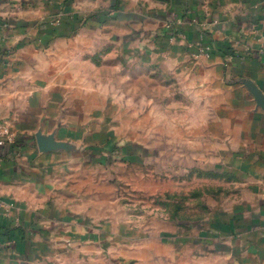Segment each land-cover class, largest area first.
I'll use <instances>...</instances> for the list:
<instances>
[{"label":"crops","instance_id":"obj_1","mask_svg":"<svg viewBox=\"0 0 264 264\" xmlns=\"http://www.w3.org/2000/svg\"><path fill=\"white\" fill-rule=\"evenodd\" d=\"M155 74L220 117L149 136ZM0 123V264H264V0H0Z\"/></svg>","mask_w":264,"mask_h":264},{"label":"rangeland","instance_id":"obj_2","mask_svg":"<svg viewBox=\"0 0 264 264\" xmlns=\"http://www.w3.org/2000/svg\"><path fill=\"white\" fill-rule=\"evenodd\" d=\"M135 68V67H134ZM149 69L153 71H160L164 70L166 73L168 71H172L175 68L171 66V64L168 63H151L149 64ZM154 78H150L148 80L149 82V90H150V99H149V110L147 111H133L131 118H138V121L140 118L142 119H150V121H154L147 129L149 136H155L160 132H165V134L172 135L173 131L178 129L174 128L172 126H165L164 128L161 126H158L156 123L158 120H168L171 121L172 119L176 118H186V119H195V120H202V119H209V118H217L220 117L219 111H210L205 109V105L203 103L198 102L196 104V107H192V102L189 99L187 92L184 91L182 88L178 87L177 80L172 79V77L169 74H166L164 77V80L156 78V74L153 75ZM158 99L161 103L159 104L157 102ZM106 117L109 119L118 121V124L115 126L108 128L110 131V134L115 136H121L124 137L126 134V131L130 128H126L122 126V122L125 120H129L130 118V112L124 111V110H115V111H106L103 112ZM231 117V114H229ZM104 116V115H103ZM156 121V122H155ZM141 129L140 127L137 128V130ZM199 129V128H197ZM168 145H172L169 143ZM173 159L169 157L165 160L166 166L167 162L172 164ZM150 162L153 163V165L150 166L152 171V176L154 179L152 180L153 187L150 189V194H156V192H161L160 189L157 190L156 186V176L159 174L156 173V162L157 160L153 159L150 160ZM171 174H165V182L164 184V190L165 192H173V179L171 178Z\"/></svg>","mask_w":264,"mask_h":264},{"label":"built area","instance_id":"obj_3","mask_svg":"<svg viewBox=\"0 0 264 264\" xmlns=\"http://www.w3.org/2000/svg\"><path fill=\"white\" fill-rule=\"evenodd\" d=\"M174 25L175 23L168 22L165 27L167 31H170L171 38L174 37L175 34L177 33L175 32ZM204 51L207 53L209 49L205 48ZM13 144H14V135L11 133L10 128L5 124L0 123V149Z\"/></svg>","mask_w":264,"mask_h":264}]
</instances>
